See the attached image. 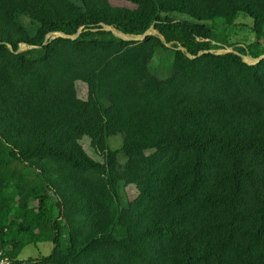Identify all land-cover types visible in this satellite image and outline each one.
<instances>
[{
  "label": "trees",
  "instance_id": "obj_1",
  "mask_svg": "<svg viewBox=\"0 0 264 264\" xmlns=\"http://www.w3.org/2000/svg\"><path fill=\"white\" fill-rule=\"evenodd\" d=\"M77 1L88 10L0 0V246L14 264H94L80 259L91 250L110 256L102 264H264V78L230 72L257 71L246 56L262 55L256 45L214 53L223 35L206 24L243 12L263 38L264 0H102L121 12ZM18 12L39 24L34 38ZM165 45L169 80L149 67ZM216 68L229 72L226 91L214 90ZM45 243L49 256L19 259Z\"/></svg>",
  "mask_w": 264,
  "mask_h": 264
},
{
  "label": "rangeland",
  "instance_id": "obj_2",
  "mask_svg": "<svg viewBox=\"0 0 264 264\" xmlns=\"http://www.w3.org/2000/svg\"><path fill=\"white\" fill-rule=\"evenodd\" d=\"M76 7L82 11H87V7L80 1L77 0H71ZM103 3L104 7H111L112 12H121V11H128L130 10L129 7L126 8V6L121 5L120 2L115 3L111 5L106 1H97V4ZM170 17L176 19V20H188L191 22H195L193 19L179 15V14H169ZM15 23L22 28L30 37L34 38L39 29L40 26L38 23L32 21L24 15L23 13H17L14 17ZM207 25L210 27H215L219 29V31L223 35V41L218 44V49L214 51L216 54H227V53H237L238 49H249L252 45H256L259 48V52L262 55L259 59H254L250 55L246 56L247 61L249 62L251 67H257V71H249V70H238V69H231V74L234 75L237 79H245V74L247 73H253L256 74V76L260 79L261 77L264 78V37L263 38H257L255 36V33L253 31L254 23L251 20V18L241 12L235 19V21L231 24H227L223 22L222 20H218L215 22H207ZM107 30L114 31L113 28H107ZM149 36H158V34L152 30L149 34ZM58 34H52L50 35V40H55L58 38ZM129 41H135L138 43H144L146 36L144 37H125ZM29 49L32 48H25L21 52H26ZM174 64H175V49L172 47V45H165V48L157 49L150 61L149 67L151 70V73L156 75L157 77L163 79V80H169L174 75ZM216 72V73H215ZM229 74L228 71L224 70V68H220L216 70L211 71L212 78L215 80V88L214 90H223L226 91L227 83H228V77ZM254 84L252 81L248 82ZM248 87V86H247ZM248 89H250L248 87ZM251 91V90H250ZM256 98H259V95L257 92L252 93ZM108 144L111 149V151L114 152H120L122 148V142L119 139H108ZM41 161L44 162L50 169H53L54 171L63 173V174H69L70 172L73 173L75 178L78 179V174L80 172L73 171L70 166L63 162L62 160L52 158V157H43L41 158ZM119 162L121 164H124L126 162V159L119 155ZM10 196H15L16 191L14 189L9 190ZM18 225V221L12 219L9 224L8 228H15ZM115 236L117 239L122 240L126 237V232L123 229H117L115 231ZM79 236L76 237V241H78ZM72 240L70 231L68 228H64L62 231V248L65 250L71 249L72 246ZM53 250V244L51 243H45V244H38V245H31L28 246L21 254L19 259L22 260H36L41 259L43 257H47L51 254ZM81 261H92L94 264H102L104 261H108L110 259L109 255L102 254L98 251L91 250L88 252L83 253L80 256ZM13 260V259H12ZM15 260V259H14ZM16 261V260H15Z\"/></svg>",
  "mask_w": 264,
  "mask_h": 264
},
{
  "label": "built area",
  "instance_id": "obj_3",
  "mask_svg": "<svg viewBox=\"0 0 264 264\" xmlns=\"http://www.w3.org/2000/svg\"><path fill=\"white\" fill-rule=\"evenodd\" d=\"M0 264H14L13 260L8 254V251L0 246Z\"/></svg>",
  "mask_w": 264,
  "mask_h": 264
},
{
  "label": "crops",
  "instance_id": "obj_4",
  "mask_svg": "<svg viewBox=\"0 0 264 264\" xmlns=\"http://www.w3.org/2000/svg\"><path fill=\"white\" fill-rule=\"evenodd\" d=\"M20 260H22V259H20Z\"/></svg>",
  "mask_w": 264,
  "mask_h": 264
},
{
  "label": "water",
  "instance_id": "obj_5",
  "mask_svg": "<svg viewBox=\"0 0 264 264\" xmlns=\"http://www.w3.org/2000/svg\"><path fill=\"white\" fill-rule=\"evenodd\" d=\"M59 36H61V35H59Z\"/></svg>",
  "mask_w": 264,
  "mask_h": 264
}]
</instances>
